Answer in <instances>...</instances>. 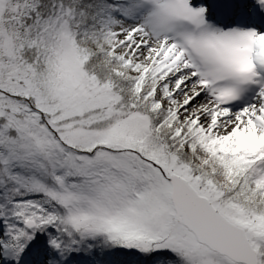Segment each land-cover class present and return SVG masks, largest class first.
<instances>
[{"label":"snow or ice","instance_id":"snow-or-ice-1","mask_svg":"<svg viewBox=\"0 0 264 264\" xmlns=\"http://www.w3.org/2000/svg\"><path fill=\"white\" fill-rule=\"evenodd\" d=\"M0 264H264V0H0Z\"/></svg>","mask_w":264,"mask_h":264}]
</instances>
